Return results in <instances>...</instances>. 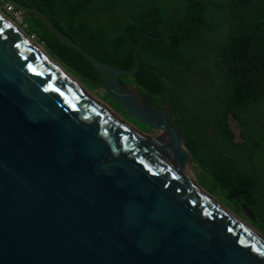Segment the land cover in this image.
Segmentation results:
<instances>
[{"label":"water","instance_id":"obj_1","mask_svg":"<svg viewBox=\"0 0 264 264\" xmlns=\"http://www.w3.org/2000/svg\"><path fill=\"white\" fill-rule=\"evenodd\" d=\"M6 1L78 50L155 133L100 103L0 10V264H264V233L199 184L172 109L120 80L148 33L127 69Z\"/></svg>","mask_w":264,"mask_h":264},{"label":"trees","instance_id":"obj_2","mask_svg":"<svg viewBox=\"0 0 264 264\" xmlns=\"http://www.w3.org/2000/svg\"><path fill=\"white\" fill-rule=\"evenodd\" d=\"M16 1L38 7L89 52L127 69L134 68L147 32L138 70L120 80L172 109L199 184L236 213L240 203L248 205L264 233V127L258 125L264 117V0ZM24 23L26 34L86 88H103L98 70L40 18L24 13ZM169 24L180 31L172 33ZM231 118L240 123L241 140Z\"/></svg>","mask_w":264,"mask_h":264},{"label":"rangeland","instance_id":"obj_3","mask_svg":"<svg viewBox=\"0 0 264 264\" xmlns=\"http://www.w3.org/2000/svg\"><path fill=\"white\" fill-rule=\"evenodd\" d=\"M0 10L4 13V14H6L8 17H10L12 20H13V22H14V24L15 25H17V27H19L21 30H23L24 31V29H23V25L18 21V20H16L15 18H13L10 14H7L6 12H5V10L4 9H1L0 8ZM25 32V31H24ZM31 39L42 49V50H44L45 48H44V45L42 44V43H40V42H38L34 37H31ZM55 60V59H54ZM59 63V62H58ZM60 64V63H59ZM66 71V70H65ZM68 72V71H67ZM69 73V72H68ZM72 77H74L80 84H82L83 85V83L77 78V77H75L74 75H72L71 73H69ZM85 87V86H84ZM89 90V89H88ZM91 93V95H93L97 100H99V102L100 103H104V104H106V107H110L109 109H112L116 114H120L121 116H123L124 117V119H126L127 121H129V122H131V123H133L134 125H136L138 128H140V129H142V130H146V129H144V127H142L141 125H138L137 123H136V120H134L133 119V117L130 115H126L125 113H123L121 110H119V109H115L116 107L114 106V104H113V102L111 101V99L110 98H108V99H105V97H104V93H105V91H104V88H97V89H94V90H89ZM115 109V110H114ZM230 127L231 128H233V130L235 131V133H236V135H237V140H241V135H240V132H241V128H240V123H239V121L236 119V118H231L230 119ZM258 125H260V127H264V117L262 118V119H260L259 120V123H258ZM195 170V169H194ZM194 174H195V172H194ZM195 176H196V174H195ZM213 195V194H212ZM217 200H219V198L218 197H216L215 195H213ZM220 202H222L221 200H219ZM223 203V202H222ZM224 205H225V203H223ZM226 206V205H225ZM230 210H232L229 206H227ZM233 211V210H232ZM236 213V212H235ZM240 217H242V219H244V221H246V223H248L249 225L251 224V225H253V223L246 217V215L245 214H243V212L242 213H237ZM257 228V227H256Z\"/></svg>","mask_w":264,"mask_h":264},{"label":"built area","instance_id":"obj_4","mask_svg":"<svg viewBox=\"0 0 264 264\" xmlns=\"http://www.w3.org/2000/svg\"><path fill=\"white\" fill-rule=\"evenodd\" d=\"M0 8L4 9L7 14H10L13 18L18 20L22 25L26 26L24 23V13L17 9L13 4L6 0H0Z\"/></svg>","mask_w":264,"mask_h":264},{"label":"flooded vegetation","instance_id":"obj_5","mask_svg":"<svg viewBox=\"0 0 264 264\" xmlns=\"http://www.w3.org/2000/svg\"><path fill=\"white\" fill-rule=\"evenodd\" d=\"M136 123L138 124V125H140L137 121H136ZM144 131H146V132H151V133H155V131H152L150 128H148L147 127V129L146 130H144Z\"/></svg>","mask_w":264,"mask_h":264},{"label":"bare ground","instance_id":"obj_6","mask_svg":"<svg viewBox=\"0 0 264 264\" xmlns=\"http://www.w3.org/2000/svg\"><path fill=\"white\" fill-rule=\"evenodd\" d=\"M99 101V100H98Z\"/></svg>","mask_w":264,"mask_h":264}]
</instances>
